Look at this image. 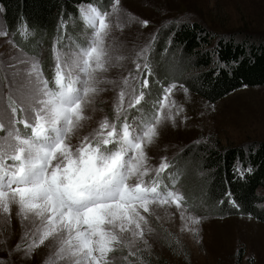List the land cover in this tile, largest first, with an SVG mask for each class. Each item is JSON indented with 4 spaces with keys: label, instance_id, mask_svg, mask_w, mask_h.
<instances>
[{
    "label": "snow or ice",
    "instance_id": "obj_1",
    "mask_svg": "<svg viewBox=\"0 0 264 264\" xmlns=\"http://www.w3.org/2000/svg\"><path fill=\"white\" fill-rule=\"evenodd\" d=\"M119 4L120 0H113L110 11L94 5L80 9L84 26L91 31L85 44L76 43L68 51L53 45L51 82L38 58L25 57L19 61L28 65L23 82L13 81L7 96L0 91V131L5 132L0 136V216L10 217L15 205L21 222L32 225L17 250L30 254L49 238L55 242L56 252L45 264H113L109 254L118 248L137 255L135 244L138 240L146 244L145 232L152 231L145 214H154L153 205H175L185 228L188 221L200 222L185 215L184 197L174 184H164L162 174L171 167L167 158L155 168L148 163L146 148L158 136V126L174 119L175 101L169 97L176 87L164 88L151 111L137 108L148 87L146 76L141 81V68L151 75L150 46L137 54L144 63L136 62V75L123 79L114 119L104 117L78 145L70 143L89 119L85 110L105 82L100 73L111 66L106 39L112 27L109 17L118 13ZM143 24L147 26V21ZM21 35H29L27 25ZM133 108L139 115L129 122ZM132 179L134 183L129 182ZM138 259L142 264L143 258Z\"/></svg>",
    "mask_w": 264,
    "mask_h": 264
},
{
    "label": "rangeland",
    "instance_id": "obj_2",
    "mask_svg": "<svg viewBox=\"0 0 264 264\" xmlns=\"http://www.w3.org/2000/svg\"><path fill=\"white\" fill-rule=\"evenodd\" d=\"M87 6L81 5L71 21H63L56 28L57 36L50 39L31 32L27 38L20 32L14 39L4 27L1 19L3 7L0 6V33H6L0 34V64L3 66L0 91L5 96L13 81L16 85L23 82V70L28 65L19 61L25 57L38 58L43 74L52 81L55 67L53 45L68 51L76 43H86L91 30L85 28L80 9ZM94 6L101 11H110L112 7L107 8L104 3ZM117 19L119 27L116 26ZM109 20L112 27L106 46L113 60L108 70L100 73L105 82L99 85L101 91L92 97L85 110L89 119L82 122L83 127L72 135L70 143L78 145L104 117L114 119V106L123 79L130 73L136 75V62L144 63L143 58L137 59V54L150 46L148 65L151 75L141 68V81L146 76L148 87L144 89V100L137 108L151 111L164 88L171 84L176 87L169 97L170 101H175L172 108L174 119L165 120L158 126V136L146 148L148 163L155 168L167 158L171 167L162 174L164 184L169 187L174 184V190L184 197L185 215L200 220L198 224L188 221L185 228V221L175 205H153L154 214H145L152 228L143 237L147 243L137 241L133 248V252L139 250L137 255H129L127 248H118L109 254V259L113 264L141 263L138 256L143 258L142 264L147 261L154 264H264V224L247 216L218 218L208 207H202L198 199L204 173L195 168L196 152L205 146L222 150L264 142V86L243 88L212 103L187 90L184 84L171 78L164 79L155 69V60L151 56L159 34L186 21H198L218 34L238 35L243 32L264 36V0H120L118 13L111 15ZM118 56L123 59L116 60ZM130 84L138 87V82L131 79ZM177 109L182 110L177 114ZM164 111L167 113L168 108ZM138 115L136 108L131 109L129 122ZM4 134L0 131V136ZM161 187L163 190V185ZM17 211L13 205L10 217L0 216V264H45L56 252L55 242L49 238L30 254L17 250L26 229L32 228L28 221L21 222ZM129 235L125 233V236ZM23 244L26 245L27 241ZM60 264L68 262L60 261Z\"/></svg>",
    "mask_w": 264,
    "mask_h": 264
},
{
    "label": "trees",
    "instance_id": "obj_3",
    "mask_svg": "<svg viewBox=\"0 0 264 264\" xmlns=\"http://www.w3.org/2000/svg\"><path fill=\"white\" fill-rule=\"evenodd\" d=\"M103 3L108 8L113 0H0L1 19L14 39L24 25L28 33L50 39L81 5ZM151 53L164 79L212 103L243 88L264 86V36L218 34L186 21L162 31ZM196 153L195 168L204 173L198 203L218 218L247 216L264 224V142L222 150L205 146Z\"/></svg>",
    "mask_w": 264,
    "mask_h": 264
}]
</instances>
